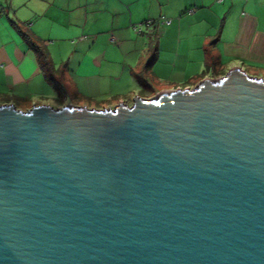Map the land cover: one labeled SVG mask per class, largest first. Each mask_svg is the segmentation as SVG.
I'll use <instances>...</instances> for the list:
<instances>
[{
    "label": "water",
    "instance_id": "1",
    "mask_svg": "<svg viewBox=\"0 0 264 264\" xmlns=\"http://www.w3.org/2000/svg\"><path fill=\"white\" fill-rule=\"evenodd\" d=\"M0 264H264V79L0 104Z\"/></svg>",
    "mask_w": 264,
    "mask_h": 264
},
{
    "label": "crops",
    "instance_id": "2",
    "mask_svg": "<svg viewBox=\"0 0 264 264\" xmlns=\"http://www.w3.org/2000/svg\"><path fill=\"white\" fill-rule=\"evenodd\" d=\"M234 67L264 76V0H0V104L112 107Z\"/></svg>",
    "mask_w": 264,
    "mask_h": 264
},
{
    "label": "trees",
    "instance_id": "3",
    "mask_svg": "<svg viewBox=\"0 0 264 264\" xmlns=\"http://www.w3.org/2000/svg\"><path fill=\"white\" fill-rule=\"evenodd\" d=\"M18 31L25 39L27 45L35 51L38 61L40 63V66L46 72L53 71L54 67L52 65V62L49 59V55H48V52H47V49L44 43L40 39H38L36 36L28 32L27 30L19 28ZM152 59H153V56H151V58L147 61L145 68H148L150 66Z\"/></svg>",
    "mask_w": 264,
    "mask_h": 264
},
{
    "label": "built area",
    "instance_id": "4",
    "mask_svg": "<svg viewBox=\"0 0 264 264\" xmlns=\"http://www.w3.org/2000/svg\"><path fill=\"white\" fill-rule=\"evenodd\" d=\"M158 22L161 23V24H169L170 23V19L169 18H166V17H161L158 19ZM145 23L149 24V23H152V20H146ZM140 23H137L135 25H133V28L134 29H137L138 31L140 30Z\"/></svg>",
    "mask_w": 264,
    "mask_h": 264
},
{
    "label": "rangeland",
    "instance_id": "5",
    "mask_svg": "<svg viewBox=\"0 0 264 264\" xmlns=\"http://www.w3.org/2000/svg\"><path fill=\"white\" fill-rule=\"evenodd\" d=\"M262 78L264 79V76H263ZM192 86H193V85H192ZM113 106H114V105H113ZM113 106H112V107H113Z\"/></svg>",
    "mask_w": 264,
    "mask_h": 264
}]
</instances>
